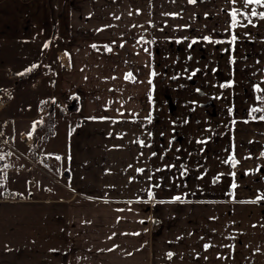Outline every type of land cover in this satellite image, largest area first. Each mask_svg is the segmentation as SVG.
Wrapping results in <instances>:
<instances>
[{
    "label": "crops",
    "instance_id": "1",
    "mask_svg": "<svg viewBox=\"0 0 264 264\" xmlns=\"http://www.w3.org/2000/svg\"><path fill=\"white\" fill-rule=\"evenodd\" d=\"M231 4L0 0L1 115L55 153L68 191L0 188V264H264V91L151 97L166 72L233 78ZM51 96L70 99L62 148L36 118Z\"/></svg>",
    "mask_w": 264,
    "mask_h": 264
},
{
    "label": "rangeland",
    "instance_id": "2",
    "mask_svg": "<svg viewBox=\"0 0 264 264\" xmlns=\"http://www.w3.org/2000/svg\"><path fill=\"white\" fill-rule=\"evenodd\" d=\"M51 3L53 4V1H51ZM231 3V14L233 10H235L237 13V23L235 27H233V18L231 15V31L234 32V35L230 38V46L235 47L237 52L235 53V55H231L230 59V65L231 68H233V78L231 77L230 80L226 79L220 81L218 83L219 86L217 87H205L201 85L200 82L199 85L195 86L196 84H198L199 80L190 77L188 72L185 70H182V76H178V74L174 76H168L169 72H166V76L164 78H161L159 82L157 81L156 86L152 85L153 83L151 84V97L158 92L167 96L180 94H208L211 97V95L216 94H235L237 96L239 95L241 97H244L247 100L250 97L252 99L254 98V96H257V32L264 31V17H261L259 15L252 16L251 12L253 10H255L257 13L264 12V3L249 4L247 3V0H235V2L231 0ZM233 37H235V40H233ZM60 98L63 99L65 97ZM65 114L67 113H60L56 109H54L51 115V119L53 118V121L56 123L55 130L58 129L57 132L60 138L59 142L62 143L61 148L63 146V141L65 138V135H63L64 132L62 130L69 126L67 121L65 123V119L63 117L65 116ZM48 128H46V130L49 132ZM54 154L55 153L49 154L56 164V167L51 171L52 178L44 176L40 173L36 174L34 176V180L38 182L40 188H38L39 190L37 193L30 194V196H43L47 192L46 189H43L44 185L54 186L55 188H57L58 195L68 194V191L65 188L64 177L61 174L62 169L59 166L57 159L54 157ZM29 178L31 177L28 175H21V177H17V180H15L14 182L10 181L8 185L2 184L0 188L4 189L7 186L10 189H24V187H26V189L28 191H31L32 193L36 192V189L28 185L27 181L29 180Z\"/></svg>",
    "mask_w": 264,
    "mask_h": 264
},
{
    "label": "built area",
    "instance_id": "3",
    "mask_svg": "<svg viewBox=\"0 0 264 264\" xmlns=\"http://www.w3.org/2000/svg\"><path fill=\"white\" fill-rule=\"evenodd\" d=\"M60 63L66 71H70L66 61L62 59ZM6 104L7 100L0 99V187L10 176L28 175L31 177L28 180L30 186L35 185L34 176L38 173L52 178L51 171L56 167L55 161L41 146L35 131L23 132L17 136L11 132L12 120L1 115ZM69 105V98L51 96L43 104L36 118L47 121L51 118L54 109L60 113H67ZM3 198L16 199L17 194L5 190Z\"/></svg>",
    "mask_w": 264,
    "mask_h": 264
},
{
    "label": "snow or ice",
    "instance_id": "4",
    "mask_svg": "<svg viewBox=\"0 0 264 264\" xmlns=\"http://www.w3.org/2000/svg\"><path fill=\"white\" fill-rule=\"evenodd\" d=\"M190 2H195V0H190ZM233 2H235V0H233ZM247 3H249V4H252V3H255V4H262V3H264V0H247ZM232 18H233V27H235L236 26V23H237V20H236V15H237V13H236V11L235 10H233V12H232ZM251 15L252 16H257V15H259V16H261V17H264V12H260V13H257L255 10H253L252 12H251ZM249 22H251V21H249ZM204 39H209L208 37H205ZM233 40H235V37H233ZM193 43H195V41H193ZM45 46H47V45H45ZM190 47H191V45H189ZM93 47H95V46H93ZM33 67H35V66H33ZM153 75H155V73H153ZM130 76H131V74H129V76L128 77H126V79L127 78H130ZM150 83H151V81H149ZM256 89H257V91H264V90H261L260 88H259V85H257L256 86ZM256 99H258V100H264V97H260V96H258V97H256ZM252 111L253 112H256V111H264V109H256V108H253L252 109ZM256 117H253V119H255ZM149 119H151L150 117H149ZM260 119L261 120H264V116H261L260 117ZM141 143H143V141H141ZM153 155H155V153H153ZM232 159V163H233V166H235V164L236 163H238V161H235V159H234V157L233 158H231ZM138 171H143V169H138ZM233 175H234V173H233ZM233 187H236V185L235 184H233ZM149 196L151 197L152 196V193L151 192H149ZM175 200H179L180 199V197H175L174 198ZM142 223H143V221H141ZM205 247H208L207 245L205 246ZM172 254L171 253H169V256H171Z\"/></svg>",
    "mask_w": 264,
    "mask_h": 264
},
{
    "label": "trees",
    "instance_id": "5",
    "mask_svg": "<svg viewBox=\"0 0 264 264\" xmlns=\"http://www.w3.org/2000/svg\"><path fill=\"white\" fill-rule=\"evenodd\" d=\"M53 24H54L53 26H55V22L54 21H53Z\"/></svg>",
    "mask_w": 264,
    "mask_h": 264
}]
</instances>
